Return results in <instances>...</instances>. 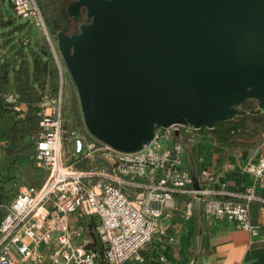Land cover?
<instances>
[{
  "label": "water",
  "instance_id": "1",
  "mask_svg": "<svg viewBox=\"0 0 264 264\" xmlns=\"http://www.w3.org/2000/svg\"><path fill=\"white\" fill-rule=\"evenodd\" d=\"M81 9L90 21L55 47L100 142L135 153L157 128L211 129L247 101L264 113V0H77L66 12Z\"/></svg>",
  "mask_w": 264,
  "mask_h": 264
},
{
  "label": "built area",
  "instance_id": "2",
  "mask_svg": "<svg viewBox=\"0 0 264 264\" xmlns=\"http://www.w3.org/2000/svg\"><path fill=\"white\" fill-rule=\"evenodd\" d=\"M21 23L41 27L58 73L55 97L45 95L32 115L40 133L34 162L46 172L38 186L23 187L0 221V264H144L142 251L177 209L178 197L189 198L185 216L192 213V200L200 198L203 214L213 221H228L251 237L261 235L262 225L253 223L250 206L264 205L255 185L228 194L194 188L184 167L180 136L193 139V128L171 125L157 128L151 141L135 153L66 131L63 88L66 69L47 34L36 0H6ZM5 104L19 118L26 109L9 91ZM177 133V135H175ZM71 144L66 158L65 144ZM243 172L264 180V155L248 161ZM203 176L210 179L208 172ZM96 234L100 247L96 250ZM173 241V238H170Z\"/></svg>",
  "mask_w": 264,
  "mask_h": 264
},
{
  "label": "crops",
  "instance_id": "3",
  "mask_svg": "<svg viewBox=\"0 0 264 264\" xmlns=\"http://www.w3.org/2000/svg\"><path fill=\"white\" fill-rule=\"evenodd\" d=\"M255 105L247 101L240 107L245 114L239 116L247 118L246 129L228 145L217 143L208 130L194 132L193 139L180 136L185 150L184 167L199 188L236 194L255 185L257 194L264 199V180L256 182L243 172L248 161L255 162L264 155V113L258 107L254 113L247 108ZM204 172L210 175L209 180ZM188 200L178 197L171 220L160 222L159 229L166 235H153L142 251L144 264H264V228L260 236L251 237L236 230L231 222L213 221L203 214L200 198L192 200V213L187 218L184 212ZM250 218L264 226V210L258 204L250 206Z\"/></svg>",
  "mask_w": 264,
  "mask_h": 264
},
{
  "label": "trees",
  "instance_id": "4",
  "mask_svg": "<svg viewBox=\"0 0 264 264\" xmlns=\"http://www.w3.org/2000/svg\"><path fill=\"white\" fill-rule=\"evenodd\" d=\"M36 2L45 15L44 23L51 36L54 37L58 31L67 32L68 22L63 0ZM3 13H0V31L10 30L0 35V39L21 34L27 23L20 22L11 3L8 2ZM6 41L4 44L0 43V221L18 194L19 186H38L34 183L33 176L38 168L34 162V154L40 128L32 112L45 95L55 97L58 89L57 68L46 39L34 46L19 39L5 52V45L12 42V39ZM9 91L18 96L19 104L27 110L23 118H19L18 112L5 104L3 96ZM247 108L250 113L257 111L256 105ZM246 121L245 116H236L211 129L203 127L193 131L208 130L217 143L228 145L233 138L245 132ZM252 204H258L264 210L263 204Z\"/></svg>",
  "mask_w": 264,
  "mask_h": 264
},
{
  "label": "rangeland",
  "instance_id": "5",
  "mask_svg": "<svg viewBox=\"0 0 264 264\" xmlns=\"http://www.w3.org/2000/svg\"><path fill=\"white\" fill-rule=\"evenodd\" d=\"M7 4H8V2L6 0H0V13L1 14H4L3 12L6 11ZM39 10H40L41 16L45 22L44 13H43L42 9L39 8ZM44 24L46 27V23H44ZM9 30L10 29L0 31V35L6 34L7 32H9ZM46 31H47V34L50 36L53 44L55 45V39L53 36L50 35L47 27H46ZM7 39H12V42L5 45V47H4L5 52L8 51L10 46L15 45L19 39H22L23 42L27 41L30 44V46H34L36 43H38V44L42 43V41H43V39H45V37L43 35L41 27H38V26L34 25L33 23H31V24L27 23L25 29L23 30V32L21 34H12L8 37L0 39V43L4 44V42ZM63 100H64L63 116H64V124H65L66 131L73 129V130H76L79 134L84 135L85 137H87L89 139L100 142L99 140L92 137L86 131V129L83 125L76 90H75L74 85H73V83H72L67 72H65V82H64V88H63ZM70 149H71V144L66 143L65 144V150H64L66 158L68 156ZM45 177H46L45 170H43L42 168H37L35 171V174L33 176L34 183H36L37 185H40L44 181ZM23 187H27V186H19L18 189L20 190ZM19 190H18V192H19Z\"/></svg>",
  "mask_w": 264,
  "mask_h": 264
},
{
  "label": "flooded vegetation",
  "instance_id": "6",
  "mask_svg": "<svg viewBox=\"0 0 264 264\" xmlns=\"http://www.w3.org/2000/svg\"><path fill=\"white\" fill-rule=\"evenodd\" d=\"M76 2L77 0H63L65 11L68 5L74 4ZM66 19L68 22V30L66 32L67 34L75 33L79 25L86 24L90 21L85 17L83 9H81V15L78 18H71L70 15L66 12Z\"/></svg>",
  "mask_w": 264,
  "mask_h": 264
}]
</instances>
